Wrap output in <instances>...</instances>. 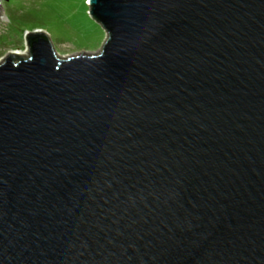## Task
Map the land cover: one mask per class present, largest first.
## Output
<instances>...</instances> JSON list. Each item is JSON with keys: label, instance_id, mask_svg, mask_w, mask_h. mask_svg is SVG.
Wrapping results in <instances>:
<instances>
[{"label": "water", "instance_id": "water-1", "mask_svg": "<svg viewBox=\"0 0 264 264\" xmlns=\"http://www.w3.org/2000/svg\"><path fill=\"white\" fill-rule=\"evenodd\" d=\"M86 3L0 60V264H264V0Z\"/></svg>", "mask_w": 264, "mask_h": 264}, {"label": "rangeland", "instance_id": "rangeland-1", "mask_svg": "<svg viewBox=\"0 0 264 264\" xmlns=\"http://www.w3.org/2000/svg\"><path fill=\"white\" fill-rule=\"evenodd\" d=\"M87 0H0V60L8 52L23 51L24 34L44 31L57 55L79 50L96 52L104 29L88 16Z\"/></svg>", "mask_w": 264, "mask_h": 264}, {"label": "bare ground", "instance_id": "bare-ground-1", "mask_svg": "<svg viewBox=\"0 0 264 264\" xmlns=\"http://www.w3.org/2000/svg\"><path fill=\"white\" fill-rule=\"evenodd\" d=\"M12 53H19L20 55H23V51L17 50V51H13Z\"/></svg>", "mask_w": 264, "mask_h": 264}]
</instances>
